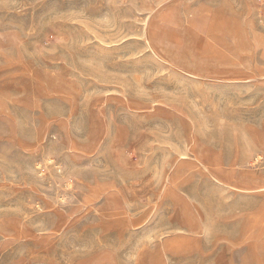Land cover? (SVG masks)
<instances>
[{"label":"rangeland","instance_id":"374dc122","mask_svg":"<svg viewBox=\"0 0 264 264\" xmlns=\"http://www.w3.org/2000/svg\"><path fill=\"white\" fill-rule=\"evenodd\" d=\"M0 264H264V0H0Z\"/></svg>","mask_w":264,"mask_h":264}]
</instances>
